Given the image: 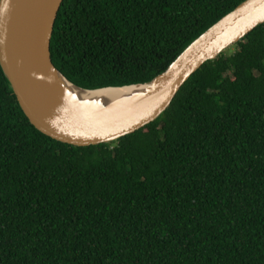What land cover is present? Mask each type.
I'll return each instance as SVG.
<instances>
[{"label": "trees", "instance_id": "trees-1", "mask_svg": "<svg viewBox=\"0 0 264 264\" xmlns=\"http://www.w3.org/2000/svg\"><path fill=\"white\" fill-rule=\"evenodd\" d=\"M245 0H61L54 67L144 85ZM151 124L73 148L30 125L0 70V264H264V24Z\"/></svg>", "mask_w": 264, "mask_h": 264}, {"label": "water", "instance_id": "water-1", "mask_svg": "<svg viewBox=\"0 0 264 264\" xmlns=\"http://www.w3.org/2000/svg\"><path fill=\"white\" fill-rule=\"evenodd\" d=\"M61 0H0V70L19 108L39 133L73 148L108 145L151 124L200 67L264 24V0H245L207 29L143 91L107 104L82 102L64 86L87 94L53 65L49 39Z\"/></svg>", "mask_w": 264, "mask_h": 264}, {"label": "bare ground", "instance_id": "bare-ground-1", "mask_svg": "<svg viewBox=\"0 0 264 264\" xmlns=\"http://www.w3.org/2000/svg\"><path fill=\"white\" fill-rule=\"evenodd\" d=\"M63 84L65 88L77 99L81 100L82 102L91 103L94 105L107 104L120 98H126L133 94L139 93L144 89V87H130L122 89L102 90L87 94L85 92L79 91L65 81H63Z\"/></svg>", "mask_w": 264, "mask_h": 264}, {"label": "rangeland", "instance_id": "rangeland-1", "mask_svg": "<svg viewBox=\"0 0 264 264\" xmlns=\"http://www.w3.org/2000/svg\"><path fill=\"white\" fill-rule=\"evenodd\" d=\"M234 51V46L228 48L226 51H224L223 53L226 55H230L232 52Z\"/></svg>", "mask_w": 264, "mask_h": 264}]
</instances>
